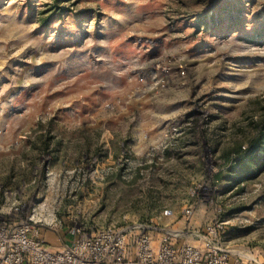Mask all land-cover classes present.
Here are the masks:
<instances>
[{
  "label": "rangeland",
  "instance_id": "1",
  "mask_svg": "<svg viewBox=\"0 0 264 264\" xmlns=\"http://www.w3.org/2000/svg\"><path fill=\"white\" fill-rule=\"evenodd\" d=\"M49 214L264 264V0H0V221Z\"/></svg>",
  "mask_w": 264,
  "mask_h": 264
},
{
  "label": "built area",
  "instance_id": "2",
  "mask_svg": "<svg viewBox=\"0 0 264 264\" xmlns=\"http://www.w3.org/2000/svg\"><path fill=\"white\" fill-rule=\"evenodd\" d=\"M38 225L55 232L52 214L40 220L33 215L16 224L0 221V264H133V249L137 264H153L157 260L162 263L166 258V248L161 247L156 254L150 236L137 234L131 227L102 229L55 252Z\"/></svg>",
  "mask_w": 264,
  "mask_h": 264
},
{
  "label": "crops",
  "instance_id": "3",
  "mask_svg": "<svg viewBox=\"0 0 264 264\" xmlns=\"http://www.w3.org/2000/svg\"><path fill=\"white\" fill-rule=\"evenodd\" d=\"M49 238V240H50V243L47 241V244H48V246L53 250V251H55V245H51V240H54L55 239V237H54V235L52 236V235H46V238ZM47 240V239H46Z\"/></svg>",
  "mask_w": 264,
  "mask_h": 264
}]
</instances>
